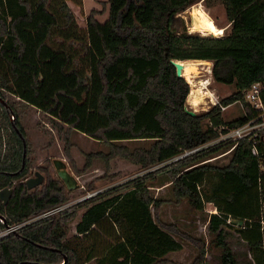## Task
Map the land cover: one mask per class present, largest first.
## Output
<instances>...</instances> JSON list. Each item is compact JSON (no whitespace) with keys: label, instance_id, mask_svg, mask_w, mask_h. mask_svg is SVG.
<instances>
[{"label":"trees","instance_id":"1","mask_svg":"<svg viewBox=\"0 0 264 264\" xmlns=\"http://www.w3.org/2000/svg\"><path fill=\"white\" fill-rule=\"evenodd\" d=\"M200 1L211 6L210 0H108L107 20L101 24L90 15L79 35L65 3L62 28L49 0H0V98L5 101V92L106 143L108 153L95 157L105 162L110 178L170 162L163 168L175 200L187 199L198 212L212 204L217 212L208 216L207 229L221 249L220 264H238L228 231L244 243L248 264H264L262 143L254 150L239 141L224 166L202 163L220 146L230 149L224 142L182 157L218 139L219 126L237 127L254 116L244 92L264 83V0H219L228 22L223 37L177 31L176 16ZM57 35L62 42L50 44ZM170 60L212 62L214 82L233 87L220 104L242 102L245 116L225 123L218 107L187 114L190 81L176 77ZM7 106L0 103V190L8 187L12 194L5 206L0 203V230L66 201L53 180L26 188L31 173L25 165L21 170L24 131ZM148 140V151L116 145ZM152 179L146 173L0 239V264H164L182 246L154 220L152 209L158 215L161 202L148 192ZM230 219L243 220V228L228 224ZM197 250L201 264L205 250Z\"/></svg>","mask_w":264,"mask_h":264},{"label":"rangeland","instance_id":"2","mask_svg":"<svg viewBox=\"0 0 264 264\" xmlns=\"http://www.w3.org/2000/svg\"><path fill=\"white\" fill-rule=\"evenodd\" d=\"M62 3H65L71 12L73 16L72 27L76 31V34L79 35L84 34L86 20L90 15L101 24L108 18V0H49V9L58 16L62 28H65V21L61 10ZM210 4L211 6L207 7L205 2L200 1L178 14L174 22L176 30H183L187 34L206 38L223 37L228 27L223 6L219 3V0H210ZM192 11L195 12L203 27H208L219 35L212 36L208 33L201 34V32L191 30ZM60 42H62V39L57 35L52 37L50 44L53 45ZM73 45L76 46V43ZM200 68L205 69V71H200V73L194 74L192 77H186L182 74L191 83H188L183 77L189 86V97L187 96L186 98L185 108L196 114L208 112L212 108L205 98V95H208V93H214L221 101L233 92L232 86H225L214 82L211 74L212 62H207V67L201 66ZM207 84L210 85L207 86ZM1 94L7 104L14 109L24 131L25 166L31 173V177H33L35 172H38L44 177L45 182L47 180L56 181L57 186L62 188V193L66 199L63 204H70L72 206L89 195H96L110 188L126 184L127 181L137 177H142L146 173H151L153 179L147 182L148 192L153 199L160 200L161 202V209L158 215L152 209L154 220L182 246L180 251L165 256L164 264H196V260L199 257L197 250V246L199 245L203 246L205 250L204 259L201 264H220L221 249L214 246V236L207 229L208 216L217 212L212 204H205L204 210L198 212L190 207L187 199L175 200L173 197V187L170 184L168 176L165 174L167 167L163 168V166L169 165L170 162L167 165L163 164L151 167L146 171H138L135 174H129L124 177L110 178L106 175L105 162L101 158L95 157V154L98 153H108L109 146L106 143L75 132L65 125H59V123L51 120L48 116L11 95L5 92H1ZM198 97L200 99L196 107L188 103ZM241 105L231 104L221 113L223 121L227 123L241 118L243 116ZM209 126H211L210 123ZM5 134V138L7 139L9 134L8 132ZM219 143L216 141V143L209 147H217ZM152 144L153 141L149 140L116 143L117 146L127 148L130 152L134 150L148 151ZM221 147H219V151L202 163L217 166L226 165L230 159V154L227 153L229 149L220 150ZM89 154H92L91 158L88 157ZM53 160H62L66 164L69 172L77 180L79 189L72 192H68L65 189L56 176L52 164ZM162 168L161 172L158 171ZM55 217L57 216L53 218ZM228 234L227 242L235 253L238 264H248V258H246L247 249L244 243L239 240L233 231H228ZM89 264H94V262Z\"/></svg>","mask_w":264,"mask_h":264},{"label":"built area","instance_id":"3","mask_svg":"<svg viewBox=\"0 0 264 264\" xmlns=\"http://www.w3.org/2000/svg\"><path fill=\"white\" fill-rule=\"evenodd\" d=\"M208 85L210 84H207V86ZM205 98L211 104L212 108L218 107L220 110V113L224 112L230 106V105L229 106L221 105L220 99L214 93H209L208 95H206ZM244 102L245 104L249 106L250 110L254 113V116L251 119L247 120L246 122H244L243 124L237 127L230 128L228 126H219L218 128L215 129L217 130L219 134L218 139L206 144L203 147L196 148L192 151H189V153L184 154L182 157L186 155L194 154L202 149H206L209 146L216 143V141L224 142L226 144H232V146L227 151V153H230V151L238 144V142L243 141V140L251 143L254 150H255V146L259 142L262 143V145L264 146V83L263 82L253 83L244 92ZM233 104H240V105L242 104L241 110H242L243 116H245L243 103L235 102ZM255 155L257 156V152H255ZM261 169H264V162H261ZM94 195L95 194L89 195L87 198H90ZM70 208H71L70 204H61L47 211L42 212L41 214L31 218L30 220H27L25 222H22L20 224H16L13 226L5 227L0 230V239L5 238L9 235L18 233L23 227H25L26 225L32 222L42 220V219L44 220L52 219L54 216L63 214L64 212L68 211ZM0 222L2 223L1 220ZM227 223L230 224L229 220L227 221Z\"/></svg>","mask_w":264,"mask_h":264},{"label":"water","instance_id":"4","mask_svg":"<svg viewBox=\"0 0 264 264\" xmlns=\"http://www.w3.org/2000/svg\"><path fill=\"white\" fill-rule=\"evenodd\" d=\"M170 65L175 69V75L177 78H183L182 75V70L183 66L181 64V61H175V60H170L169 61ZM0 103L8 109V106L4 100L0 98ZM185 111L187 114L190 116H195L197 115L195 112H192L190 110H187L185 108ZM11 120H14V117H11ZM17 132V130H16ZM19 134V133H18ZM22 144H23V153H22V165H21V170L24 168L25 165V140L24 138L19 134ZM53 168L55 170L56 176L59 181L64 185L65 189L68 192H72L74 190L79 189V184L75 177L69 172L66 164L62 160H53L52 162ZM26 188L30 191L33 190L39 186H41L44 183V177L39 174L38 172H35L33 177L29 176L27 179L24 181ZM12 194V189L11 188H3L0 190V203L5 206L7 202L9 201L10 197ZM0 220L3 222L2 218ZM229 223L233 226H235L238 230L243 228L244 222L243 220L240 219H230ZM65 260V257H64ZM64 263V262H63Z\"/></svg>","mask_w":264,"mask_h":264},{"label":"bare ground","instance_id":"5","mask_svg":"<svg viewBox=\"0 0 264 264\" xmlns=\"http://www.w3.org/2000/svg\"><path fill=\"white\" fill-rule=\"evenodd\" d=\"M191 25H192L191 30H193L195 32L196 31L199 32V33L201 32V34L202 33H208V34H211L212 36L213 35L214 36L219 35L214 30H212V29H210L208 27H203L201 25V23L199 22V19H198L197 15L195 14L194 11L191 12ZM181 64L183 66L182 74L184 76H186V77H188V76L192 77L194 74L200 73V71H205V69L200 68L201 66H203L204 68L207 67V62H192V61L191 62L190 61L182 62L181 61ZM191 86L193 88V84ZM205 97H206V95H205ZM199 99H200V97H198L197 99L191 100L188 103L191 104L192 106L196 107L197 104H199Z\"/></svg>","mask_w":264,"mask_h":264},{"label":"crops","instance_id":"6","mask_svg":"<svg viewBox=\"0 0 264 264\" xmlns=\"http://www.w3.org/2000/svg\"><path fill=\"white\" fill-rule=\"evenodd\" d=\"M191 62V61H190ZM264 248V247H263ZM170 254V253H169Z\"/></svg>","mask_w":264,"mask_h":264}]
</instances>
